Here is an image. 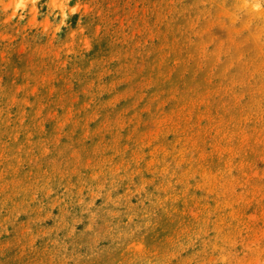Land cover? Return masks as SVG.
Masks as SVG:
<instances>
[{
  "label": "rangeland",
  "instance_id": "rangeland-1",
  "mask_svg": "<svg viewBox=\"0 0 264 264\" xmlns=\"http://www.w3.org/2000/svg\"><path fill=\"white\" fill-rule=\"evenodd\" d=\"M0 264H264V0H0Z\"/></svg>",
  "mask_w": 264,
  "mask_h": 264
}]
</instances>
